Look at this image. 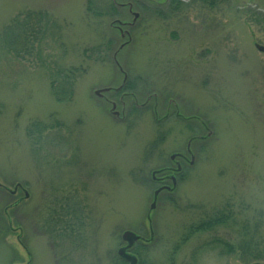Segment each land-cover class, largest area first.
Segmentation results:
<instances>
[{
  "label": "rangeland",
  "instance_id": "obj_1",
  "mask_svg": "<svg viewBox=\"0 0 264 264\" xmlns=\"http://www.w3.org/2000/svg\"><path fill=\"white\" fill-rule=\"evenodd\" d=\"M179 1L116 0L118 13L95 15L87 0H0V264H129L126 230L142 237L130 250L139 264L249 263L242 241L264 239V0ZM29 10L56 33L14 50L5 29ZM61 67L80 70L64 101L52 90ZM188 140L195 164L155 197L153 170ZM227 210L233 220L187 237ZM68 212L85 227L54 235L51 217Z\"/></svg>",
  "mask_w": 264,
  "mask_h": 264
},
{
  "label": "trees",
  "instance_id": "obj_2",
  "mask_svg": "<svg viewBox=\"0 0 264 264\" xmlns=\"http://www.w3.org/2000/svg\"><path fill=\"white\" fill-rule=\"evenodd\" d=\"M138 3H148L147 0H135ZM165 5L173 6L174 8H177L180 6L179 0H167ZM123 3H117L116 0H87V10L90 11V13L95 15H100L104 13L114 14L118 13L120 11L119 6ZM129 4V3H128ZM162 5V3H161ZM10 27H6L8 29H5L4 36L6 41L8 40V44L11 45V48L14 50H17L18 46H20L21 49L25 50L26 52H30L31 46L30 44L33 41L34 35H44V38L40 39L39 41H36V44H43V46H47L48 44V33H56V25L54 22H50L48 14H46L43 11H33L29 10L26 12L25 16H21L20 14L18 17L14 18V20L9 24ZM51 29V30H50ZM50 30V31H49ZM49 31V32H48ZM51 33V34H52ZM131 35V34H130ZM54 38L53 36H51ZM132 40V35H131ZM131 44V41H130ZM129 44V45H130ZM129 45H126L125 47H120L122 49L116 50L113 55V63L114 64H122L120 62L119 56L124 51L125 48H127ZM34 46H36L34 44ZM33 46V47H34ZM42 46V47H43ZM35 48V47H34ZM115 61V62H114ZM123 66V64H122ZM121 66V67H122ZM79 71L75 69L74 67L69 68H60L58 72H60L59 78L54 80H60V81H54L52 82V90L54 96L59 101L69 100L72 99L73 93H74V87L76 82V77L79 75ZM127 71H125L126 73ZM127 74V73H126ZM129 77V74H127ZM56 78V76H55ZM120 92L123 94L124 99L129 98L131 95L129 94H135L133 87L131 85V81L128 80L124 86L121 88ZM126 92V93H123ZM199 116H195L197 118ZM196 122L197 120H190V122ZM205 125V122L203 123ZM167 135V133H166ZM165 134L159 135L158 139L153 142L152 147H155L158 145V143H161L165 136ZM167 193V192H166ZM234 219L233 212L232 211H219L215 215H211L208 218L201 219L192 225H190L188 228V235H195L200 232H206L216 229L219 226L224 225L225 223L230 222ZM186 237V240H187ZM185 239V238H184ZM212 244H219L224 248H227V251L229 254L235 253L236 249L235 246H233L228 241H225L221 238H216L215 241L212 242ZM240 247L244 249L245 255L242 257V260L245 262L250 261H264V239H256L255 236L251 235L249 238L242 241ZM138 253V250H137Z\"/></svg>",
  "mask_w": 264,
  "mask_h": 264
},
{
  "label": "flooded vegetation",
  "instance_id": "obj_3",
  "mask_svg": "<svg viewBox=\"0 0 264 264\" xmlns=\"http://www.w3.org/2000/svg\"><path fill=\"white\" fill-rule=\"evenodd\" d=\"M178 116V115H176ZM167 111L165 112L164 116H162V121H166L167 118H169ZM179 119V118H178ZM185 121L190 122L187 118H184ZM193 122V121H192ZM167 131H163V134L166 135ZM166 137V136H165ZM199 136H196L195 140H198ZM199 141V140H198ZM189 140L187 141L186 144V150L187 154H184L183 152H174L170 154L169 159L172 162L173 165L171 166H164L161 170V173L157 175H153L154 180H157V177H160V182L159 185L160 187H164L165 190L171 191L173 188L177 186L178 181L181 177V173L183 172L184 166H193L196 161V155L193 153L192 147H191V142L188 143ZM175 155V157H172ZM189 155V156H188ZM170 189H168V187ZM18 192V190H17ZM14 191V193H17ZM25 195L28 196V192L25 191ZM72 208V207H69ZM71 210V209H70ZM69 213V212H68ZM69 214L71 215L72 219H69ZM66 215L65 218H61L59 216H52L50 219V225H51V231L54 235H60V234H68L70 237L74 236V233L78 230L80 233V230L85 227L84 223L80 218V216H76V214L69 213ZM78 217V218H77ZM77 218V219H76ZM85 219V216L84 218ZM77 221V222H76ZM63 225V226H62Z\"/></svg>",
  "mask_w": 264,
  "mask_h": 264
},
{
  "label": "water",
  "instance_id": "obj_4",
  "mask_svg": "<svg viewBox=\"0 0 264 264\" xmlns=\"http://www.w3.org/2000/svg\"><path fill=\"white\" fill-rule=\"evenodd\" d=\"M137 16H138V13L135 12V17H137ZM108 90H111V88L110 87H105L103 89L96 90L95 93L96 94H100L101 91H108ZM172 157H175V155H173ZM162 188L163 187L157 189L155 191V195H157ZM168 189H170V187H168ZM154 207H155V202H153L151 204V209L154 208ZM140 238H141V236L139 234H137V233H135L134 231H131V230L124 231V233L122 235V239H123V241L127 242V245L120 248L119 254L123 258H125L129 262V264H138V258L134 254L128 252V248L132 247V245L136 242V240H138ZM247 264H264V262H251V263H247Z\"/></svg>",
  "mask_w": 264,
  "mask_h": 264
}]
</instances>
